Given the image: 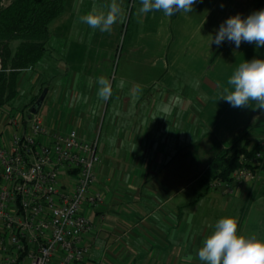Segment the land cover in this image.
Returning <instances> with one entry per match:
<instances>
[{"label":"crops","instance_id":"obj_1","mask_svg":"<svg viewBox=\"0 0 264 264\" xmlns=\"http://www.w3.org/2000/svg\"><path fill=\"white\" fill-rule=\"evenodd\" d=\"M111 2L65 0L63 12L50 24L45 55L19 73L16 97L0 110V135L13 131L11 115L30 114L44 88L37 112L46 108L41 115L51 132L75 129L92 140L102 119L94 187L103 197L85 210L91 225L89 258L105 264H201L198 249L219 218L235 216L245 235L264 232V189L253 193L264 180L231 192L225 186L209 189L204 180L216 154L209 152L214 142L221 148L241 143L255 125L264 124V108L257 101L236 108L220 99L238 65L264 58V46L210 43L227 17L264 8V0H195L190 12L172 16L162 10L140 14L142 0H117L129 18L111 31L80 20L94 6L107 11ZM117 56L123 62L115 69ZM101 76L112 83L108 100L97 94ZM137 85L140 91L134 94ZM257 133L264 137V131ZM199 134L211 142L196 188L188 193L171 160L182 147L185 172L191 162L187 148Z\"/></svg>","mask_w":264,"mask_h":264},{"label":"built area","instance_id":"obj_2","mask_svg":"<svg viewBox=\"0 0 264 264\" xmlns=\"http://www.w3.org/2000/svg\"><path fill=\"white\" fill-rule=\"evenodd\" d=\"M28 122L22 130L21 123ZM13 131L0 135V264H105L89 258L91 228L85 210L99 205L95 188L101 162L99 137L81 138L75 129L51 132L43 116L11 115ZM258 151L232 174L233 188L264 177Z\"/></svg>","mask_w":264,"mask_h":264},{"label":"clouds","instance_id":"obj_3","mask_svg":"<svg viewBox=\"0 0 264 264\" xmlns=\"http://www.w3.org/2000/svg\"><path fill=\"white\" fill-rule=\"evenodd\" d=\"M194 3L195 0H142L138 13L162 10L166 16H172L180 11L190 12ZM125 19L126 15L117 0H112L107 11L94 6L80 17L83 23L101 32L111 31L113 24ZM225 41L234 43L236 48L242 42L264 46V8L246 16L236 13L222 21L210 43L221 45ZM97 83L98 96L108 100L112 95L111 81L101 76ZM196 83L198 85V81ZM124 84L125 81L121 80L119 87L123 88ZM139 91L137 85L133 93ZM221 98L236 108L248 106L250 101H257L259 108H264V58L254 57L241 62L228 78L227 86L221 90ZM198 258L201 264H264V239L258 238L255 233L242 234L235 216H223L203 239Z\"/></svg>","mask_w":264,"mask_h":264},{"label":"trees","instance_id":"obj_4","mask_svg":"<svg viewBox=\"0 0 264 264\" xmlns=\"http://www.w3.org/2000/svg\"><path fill=\"white\" fill-rule=\"evenodd\" d=\"M65 0H0V110L17 95L19 73L33 68L45 55L51 22L63 12ZM241 141V140H240ZM221 148L208 162L204 180L209 189L212 182H231V174L256 152L264 165V139L249 145V139ZM258 180L257 182H259Z\"/></svg>","mask_w":264,"mask_h":264},{"label":"rangeland","instance_id":"obj_5","mask_svg":"<svg viewBox=\"0 0 264 264\" xmlns=\"http://www.w3.org/2000/svg\"><path fill=\"white\" fill-rule=\"evenodd\" d=\"M126 15H127V21H128L129 11H127ZM129 22H130V20H129ZM129 22H128V25H130ZM122 37H121L120 43H122ZM122 62L123 61L119 58V56H117V58L115 60L114 68L116 69V67H118V68L121 67ZM178 78L179 77H177V79ZM151 86H153L152 89L157 87V85H155V84H152ZM44 113L47 114L46 108H43L40 111V114H44ZM101 129H102V119L100 120L96 131H94V135H93L94 139L96 137L97 138L99 137ZM259 130L264 131V124L261 123V124L255 125L253 132H250V134L249 133L247 134V136L249 138V145H251L254 141H257L259 139V136L261 135L260 133H257V132H259ZM200 136H201V134H199L198 136L195 135L193 138V141H192V145L189 148H187V150L190 152L189 154H190V161L191 162L186 167L185 172L183 171V167L186 164H183V161H184V159H186V157H185L186 155L185 156L183 155L182 147L180 148V150L178 152H176V154L174 155V157L171 160V167L173 168V171H175V172L177 171V174L179 173L180 175H183V177L179 178L180 181H182L183 184H186V185L188 184V187L185 188L186 192H188V193L193 192L194 189L196 188L197 179H199L200 173L202 172V170L206 164L205 158H206L207 154H204L205 153L204 151H205V149L209 148L208 145L211 142V139L208 138V136L207 137H202V136L200 137ZM262 139H264V137ZM216 144L217 143L214 142L213 150L209 151V152H212L213 154H215L221 149L220 145H216ZM100 146H101V140H99L98 152H99ZM187 159H188V157H187ZM189 180L192 181V184L190 183ZM259 180L260 181L258 183H261V181L264 180V177L260 178ZM253 183L256 184L257 181L253 182ZM189 184H191V185L189 186ZM263 189H264V184L259 185L254 189L253 193L257 194L259 192H262ZM262 234L264 235L263 231L257 232L256 235L258 237V236H262Z\"/></svg>","mask_w":264,"mask_h":264},{"label":"water","instance_id":"obj_6","mask_svg":"<svg viewBox=\"0 0 264 264\" xmlns=\"http://www.w3.org/2000/svg\"><path fill=\"white\" fill-rule=\"evenodd\" d=\"M47 88H44L43 91L41 92V94L39 95V97L36 99V101L34 102L33 106L30 108V114L31 113H37L41 102L46 94Z\"/></svg>","mask_w":264,"mask_h":264}]
</instances>
